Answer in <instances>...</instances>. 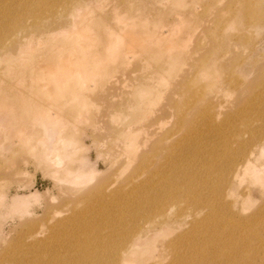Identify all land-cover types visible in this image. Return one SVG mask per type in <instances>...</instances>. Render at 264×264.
I'll return each instance as SVG.
<instances>
[{"label": "rangeland", "instance_id": "1", "mask_svg": "<svg viewBox=\"0 0 264 264\" xmlns=\"http://www.w3.org/2000/svg\"><path fill=\"white\" fill-rule=\"evenodd\" d=\"M28 1L41 0H0V23L6 17L1 8L4 14L20 15L26 12L23 5ZM90 4L87 14L82 11L86 16L70 18L67 31L56 30L59 42L41 38L25 49H29L24 51L29 61L16 51L0 61V117H5L0 120V264L22 263L32 254L26 246L34 239L31 228L45 233L48 225L83 210L88 202L111 214L124 212L127 231L140 230L154 220L148 232H137L141 237L153 235L133 264H264V153L258 148L264 146V0H96ZM76 28L79 33L72 30ZM70 31H74L71 36ZM152 32L157 33L159 42L148 39ZM19 37L23 42L22 34ZM4 38L0 34V42ZM75 39L88 45L77 60L89 71L84 81L78 71L70 70L74 64L70 67L65 61L67 45ZM108 42L119 44L117 52L107 47ZM64 64L70 68L58 73L65 77H58L60 83L64 81L60 88L54 69ZM191 92L199 99L198 111L186 114L191 120L183 126V133L205 107L212 111L221 106L227 112L241 107L232 118L240 129L248 131L242 136L247 148H224L221 143L226 139L207 131L201 135L203 148L183 141V148H168L171 156L165 162L149 168L139 165V157L161 145L160 136L173 128L177 108ZM233 101L237 105L233 106ZM249 101L257 110L246 108ZM32 102L36 109L41 107L42 111L39 108L35 113L41 116L30 112ZM5 105L8 110L2 107ZM44 107L50 108V115ZM51 121L59 132L60 162L54 153L47 158L48 150L42 146L45 140L40 139ZM217 123L231 129L221 119ZM208 128L212 133L210 125ZM250 130L258 132L255 138ZM193 136L196 141V129ZM64 141L68 148H63ZM211 145L216 148H208ZM230 154L239 164L249 159L255 170L223 175L217 168L215 179L206 182L205 165L213 160L229 164L226 158ZM153 170L167 176L162 189H175L181 181L197 189L196 198L203 208L195 213L183 200V214L189 215L180 221L176 216L180 202L166 206L163 215L150 211L148 203V209L130 216L141 203L134 195L142 183L148 185ZM90 174L94 178L83 182ZM78 175L81 178L75 179ZM106 187L118 191L111 193ZM98 211L84 212L83 222L94 221L90 217ZM195 216L204 218L197 228L191 221ZM209 221L220 231V255L211 242H201ZM90 235L91 240L100 234L91 229ZM180 237L183 255L176 260L173 248L178 244L168 247L164 243ZM119 243H109L108 249L116 250ZM232 247L243 260L230 257L228 249Z\"/></svg>", "mask_w": 264, "mask_h": 264}, {"label": "bare ground", "instance_id": "2", "mask_svg": "<svg viewBox=\"0 0 264 264\" xmlns=\"http://www.w3.org/2000/svg\"><path fill=\"white\" fill-rule=\"evenodd\" d=\"M94 1H96V0H41L38 3L35 1L34 2L28 1L23 5V6H25L26 12L21 13L20 15H17L15 13L14 14H9V13L4 14L5 9L1 8V14L3 13V16H6V17L4 19L3 24L0 23V34L5 35V38L2 39V41L0 42V58L3 56V54L6 51H9V52L0 61L8 60V56H10L9 55L10 51H13V52L16 51L19 54H22V53L25 54L27 56L25 61H29L28 60L29 54L27 55L26 52H24V51L29 50V49L25 50L26 48H30V46L32 47V44H35V43L41 41V38L46 39V40H51L52 38H53V40H55L56 38H58L59 36L57 37L56 35L59 32H57L56 30L61 29V30L67 31L68 28L70 27V24H71L70 18L72 16H75L78 14L79 15L83 14L84 16H86V14L88 13L86 11L89 10L87 8L88 7L90 8V5H91L90 3L94 2ZM19 4H21V3L18 2L17 6ZM94 5H98V2H97V4H94ZM82 11L86 12V14L83 13ZM27 17L30 18V22L26 21ZM73 25L76 26L77 24L73 23ZM75 26H73V27H75ZM77 28H80V27H77ZM77 28L72 29V30L78 31L79 29L77 30ZM74 31L73 32L70 31V33L71 32L74 33ZM72 33L69 35L71 36ZM78 33H79V31H78ZM88 33H89V31H88ZM20 34H22V38H24L23 42L20 40V37H19ZM150 34L151 35L149 36L148 39H151V40L153 39L155 42H159L158 38L156 37V34H157L156 32H155V34L153 32ZM77 35H79V34H77ZM89 35H92V33ZM82 36H83V34H82ZM86 37H88V36L86 35ZM82 38H84V37H82ZM56 41L59 42V39H56ZM58 42H55V45H59ZM117 42H118V40H117ZM117 42H108L107 47L109 49H111V51L113 50V51L117 52V50L120 47ZM139 42H140V40H139ZM84 45L85 44H83L79 39H75L74 41L69 42V44L67 45V49L69 50V53H68L69 57L66 58L65 61L70 62L68 66L71 67V63H72V64H74L75 67L72 69V68L68 67L66 64H64L63 66L62 65H61V67L57 66L56 69H54V73L56 74L55 81L60 84V88L64 87V81L62 83H60V80L58 79V77H60V76L64 77V76H63V74H58V73H61L62 70H65L67 68H70V70H72V71L75 70L74 71L75 73L78 71V73L80 74V78L83 79V81H84V79L87 78V76L89 74L88 69L85 68L83 63L80 64L79 61H78L79 63L77 62L78 55L80 54V51L82 49H87L85 47H88V45H85V47H84ZM175 47H178V46H175ZM62 48L66 49V45H62ZM170 60L173 62H176L173 55H170ZM61 61H59V63ZM77 63L80 64L82 67L80 65L78 67ZM67 70H69V69H67ZM70 73H72V72L70 71ZM64 75H66V74H64ZM116 77H118V76H116ZM64 80H65V77H64ZM261 80H263V79H261ZM80 81H82V80H80ZM115 83H117V82H115ZM261 83H262V81H260V85H261ZM246 85L247 84H245L243 86V89ZM247 91H248V89H247ZM238 92H236V93H238ZM241 93L242 92H240V94ZM241 96H244V95H241ZM256 96L258 97V94L255 95V98H257ZM238 97H240V96H238ZM238 97L235 99L241 100V98L238 99ZM0 98H1V96H0ZM33 101H35V100H33ZM198 101H199L198 97H196L191 92L190 95L188 96V98H186L185 100H183V102L180 103L181 105L179 106V108H177V112H176L175 125L173 126V128L167 129L165 131V133L160 136L159 142H161V145L155 146L154 148H150L147 154H144L141 157H139V165H143L144 167L149 168V166L154 167L155 165L159 164L160 161L165 162L171 156V150H169L168 148H183V141H188L189 142L187 144L188 146L197 145L199 148H203L202 144H204V141H203L204 136L201 137V135L207 131L210 132V135H215V136H218L219 138L226 139L225 142L221 143V145L224 146V148H247V146H246L247 142L245 140H243L242 136L245 133H248V131L240 129L234 123L233 118H232V115L237 114L240 111L241 107L233 108V110H231V112H227L226 111L227 109H223L221 106H218L215 110H212V111H210V109H212L211 107H209V106L205 107V110L202 111V113L198 117V119H192V121L190 123L191 125L189 124L190 128L186 132L183 133V126L185 124L189 123L191 120V119H188V120L186 119V117H187L186 114L187 113L190 114V112L194 109H195V113L198 111L197 110ZM234 102L235 101L232 102L233 106L237 105V104L234 105ZM33 103L34 102H32V105H34ZM183 103H184V105H183ZM245 106H246V108L250 107V109H256V110L258 108V106L251 101L247 102V104ZM2 107H5L6 110H8L6 105L2 106ZM33 107L34 108L29 109V110H31L30 112L32 113V115L39 112L40 110L42 111L41 107H39L40 109L39 108L36 109L35 105ZM38 109H39V111H38ZM44 109H45V107H44ZM49 109L46 108L44 110V112L49 111L48 114L50 115ZM46 110H48V111H46ZM189 110H191V111H189ZM2 114H3V111H2ZM5 114H7L6 111H5ZM44 114H47V113H44ZM37 115L41 116V114H37ZM37 115L35 114L34 116H37ZM51 115H52V117H54L53 113ZM54 115H56V114H54ZM254 115H255V113H254ZM248 116H249V114H248ZM248 116L245 115V117H243V118H245V125H247L246 129L249 127ZM2 117H0V120L5 118V117L4 118H2ZM171 117H173V116L171 115ZM219 119H221L222 124H227V123L230 124L231 129L228 131L223 129L222 126H220L217 123V120H219ZM37 120H38V118H37ZM58 121H60V120H58ZM242 121H244V119ZM208 125L211 126L212 133L209 130ZM53 126H54V121L49 122L48 125L46 126L45 130L43 131V134L40 136L41 140H45V143L43 142L42 146L44 145L43 148H45V150L46 149L48 150L46 152L44 151L45 153L48 152L47 158L50 157V155H49L50 153L51 154L52 153L57 154V158L61 157L60 153H57V151H59L57 146H58V143L60 142V138H58L59 132L55 131ZM202 126H204V127H202ZM154 127H155V125H154ZM165 127H163V128H165ZM149 128H151V126ZM57 129H58V127H57ZM194 129H196V131H197L196 141H195V137L193 136ZM20 130H21V127H20ZM20 130H17V131H20ZM147 130H148V128H147ZM161 130H163V129H161ZM253 131H251V133H252L251 138H255L256 134L258 133V132L254 133ZM22 132H24V128H23ZM146 132H149V131H146ZM157 133H156V135H154L155 133L153 135L157 136ZM179 133H180V136L178 138H176L172 141L170 140L172 137H175V134H179ZM26 134L27 133H25V135ZM144 136H146V135H144ZM56 138H57V141H56ZM38 139H39V137H38ZM130 142H132V140ZM65 143H68V141H64L62 143V144H64L63 148H68L69 147L68 144H67L68 147H65ZM69 143H71V142H69ZM138 143H139V141H138ZM72 144H74V143L72 142ZM45 145L47 147H45ZM139 145L137 144V146H139ZM233 145H235V147H233ZM71 146H75V144L71 145ZM208 148H216V146L211 145ZM258 148H261L260 152H261V154H263L264 153V146H259ZM135 149H137V148H135ZM142 149H145V148L143 147ZM133 151L135 152V150H133ZM239 151L241 152V150H239ZM43 155L45 156V154H43ZM155 157H156V159H153ZM55 159H56V157H55ZM59 160H60V158H58V162H60ZM226 161L229 164H225L223 162L216 161V160H213L212 163L211 162L207 163L205 165V172L203 174L204 180L206 182H211L213 179H215V172H216L217 168L221 169L223 175L224 174H231V173L237 174L241 169L243 171H245L248 169L255 170V168H256L255 165L253 163H251L250 160L247 158L243 162H241L240 164L238 162H235L236 159H235L234 154H230L226 158ZM51 163H52V161H51ZM55 164H57V163L55 162ZM82 177H84V176L82 175ZM74 178L80 179L81 176L78 175V176H75ZM93 178H94V176L92 174H90L86 180H83V182L90 181ZM166 178H167L166 175H162L156 170H153L148 174V177H147V181H148L147 184L148 185H144L142 183L139 186L140 187L139 192L134 195L135 199L141 198V203L139 204L140 206L136 210L134 209L130 213V216L135 215L136 212L139 210H144V209H148V208L150 209V211L156 212V215H163L165 209L168 208L166 206H169L173 201H176V202H180V206H179L180 209H179L178 213L176 214V216H177V218L180 219V221H183V217H186L187 215H189L187 213L183 214V200L187 201L192 206L191 209L195 213L198 210H201L203 208L204 205H202V204L199 205L198 200L196 198V194H197L198 190L191 188L188 183H183V181H181L176 186L175 189H172V188L162 189L165 186ZM106 188H108V190L111 193H113L115 191V188L114 189H112L111 187H106ZM184 188H185V190H184ZM98 189H100V187H98ZM117 191H115V192H117ZM100 196L105 197L104 194H100ZM88 203H87V206L83 210L72 211L71 215L56 220V222H54L52 225H48L45 229V233L42 231L33 230L31 228L30 232H34V235L32 233H30V235L32 234L34 239H32L33 241L31 243L27 244L26 246H27V248L29 247V249H32L31 250L32 254H30L27 259L23 258L22 263L17 262V264H112V263L113 264H123V263L124 264H133L134 259L137 260L138 256L143 252V249H141V248H142L144 242L147 241L148 238L153 234L149 233L145 237H141L140 235H137V232L139 229L127 231L125 229L126 218H125L124 212H119L117 215H115V214L109 213L104 207L102 209L101 208L95 209L96 208L95 202L94 203L92 202L89 205H88ZM148 203H149V205H148ZM147 205H148V208H146ZM86 211H89L92 213L98 211L97 214H93L90 217L91 219H94V221H88V224L83 222V219H85V215H83V213ZM195 213H193V214H195ZM191 221L193 223V228H197V225L203 224L204 218L201 217L200 219H197L195 216V219H191ZM104 222H107V223H104ZM153 222H154V220L151 221L150 223H148V225L146 227H143L139 231L140 232H144V231L148 232L150 230V227L153 224ZM207 226H208V228H207L206 234L202 238L201 242H203V243L211 242L212 243L211 247H213V249H215L217 255H220L223 253L222 252L223 250L221 249V245H220L221 243L219 240L220 239V233H219L220 231L216 232L217 229H219V228L216 226L215 223H213V221H209ZM160 227H161V229L164 228V226H160ZM91 229L98 231L101 236L100 235L93 236V238L90 240V238L92 237L90 235ZM160 232H163V231H160ZM229 236L231 237V235H229ZM227 240L230 241L229 239H227ZM76 242H80V243H76ZM117 242H120L119 245L116 247V250L111 252L108 249V247L110 248L109 243H117ZM177 244H178V247L173 248L176 260L180 259L183 255L182 251L180 250V247L183 245V237H180L179 240H177V241L171 240V241H168L167 243L166 242L164 243V246H168V247H170L172 245H177ZM195 244H197V242ZM226 244H223V245H226ZM234 250H235L234 247L228 249L230 257L233 260H235V259L243 260L242 256L237 257L235 255ZM119 255H120V257H119ZM119 259L122 260V262L118 263Z\"/></svg>", "mask_w": 264, "mask_h": 264}]
</instances>
